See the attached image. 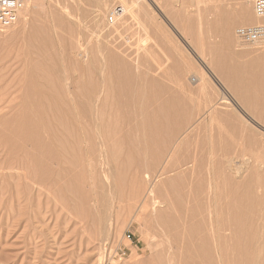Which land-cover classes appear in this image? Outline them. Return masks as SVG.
Listing matches in <instances>:
<instances>
[{"label": "rangeland", "instance_id": "rangeland-1", "mask_svg": "<svg viewBox=\"0 0 264 264\" xmlns=\"http://www.w3.org/2000/svg\"><path fill=\"white\" fill-rule=\"evenodd\" d=\"M251 1L41 0L0 30V264H210L228 220L223 264H264V49L220 29Z\"/></svg>", "mask_w": 264, "mask_h": 264}, {"label": "bare ground", "instance_id": "bare-ground-1", "mask_svg": "<svg viewBox=\"0 0 264 264\" xmlns=\"http://www.w3.org/2000/svg\"><path fill=\"white\" fill-rule=\"evenodd\" d=\"M131 2V1H130ZM40 3H41V0H27L26 1V4H25V6H24V8H23V10H21L20 11V17H21V13H23L24 15H30V16H32L33 15V13H34V11H36V9H38L39 8V6H40ZM136 3H139V1L138 2H136ZM136 3H133L131 6H130V8L129 9H132V8H135L136 7V5H138V4H136ZM142 3V2H141ZM251 3H253L254 4V2H252L251 1ZM107 5H108V3H106ZM131 4V3H130ZM107 5H105V7L107 6ZM141 6H143V5H141ZM102 7V6H101ZM121 8H122V10H123V13L121 14V16H118L117 18H116V22H115V24L118 22V20L119 19H121L123 16H126V14L128 13V8L127 7H124V6H120ZM142 8V7H141ZM100 9V8H99ZM102 9V8H101ZM100 9V11H102ZM104 9V8H103ZM215 9H217V8H215ZM137 10V9H136ZM99 11V10H98ZM99 11V12H100ZM105 11H106V9H105ZM105 11H102V12H104L105 13ZM113 12V11H112ZM133 12V11H132ZM22 14V15H23ZM91 14V13H90ZM93 14V13H92ZM102 14V13H101ZM134 14H136V13H134ZM141 14V13H140ZM100 15V14H99ZM105 15V14H104ZM138 15V14H137ZM234 19H233V21H231V22H229V23H227V24H225L224 23V27L222 28L221 26H220V29H223V32L222 31H219L220 33L222 32L223 33V35L225 36V40H226V42H227V46H229V47H232V45H233V43L235 42V41H239V43H240V45L242 46V47H244V48H247V49H249V48H255V49H264V46L262 45V46H250V45H244V44H242L241 42H240V40L237 38V36H236V31H235V35L233 34V24H235V23H240V24H243V25H247V24H252L253 22H255V21H262V20H264V19H260V18H258L257 16H256V14H255V11L251 8V7H247V6H245V5H243V4H241L240 6H238L236 9H235V13H234ZM97 19H99V17L100 16H95ZM104 17V16H103ZM22 18H24V17H22ZM94 18V17H93ZM96 18H94V19H96ZM26 19V20H25ZM24 20L26 21V25H27V23H28V21H29V18L27 17V18H25ZM221 19V18H220ZM102 21V20H101ZM100 22V21H99ZM222 22V21H221ZM102 23V22H101ZM258 23V22H257ZM114 24V25H115ZM222 26H223V23H222ZM15 27V26H14ZM237 29V28H236ZM218 30H219V28H218ZM221 33V34H222ZM218 35H220V34H218ZM221 36V35H220ZM219 36V37H220ZM211 37H213V36H211ZM218 38V37H217ZM237 39V40H236ZM199 40V41H198ZM198 45H202V41H200V38H198ZM221 40V39H220ZM222 41V40H221ZM223 44H224V42H223ZM223 47H225V46H223ZM188 64V63H187ZM186 64V65H187ZM188 67H189V65H187ZM188 67H186L187 69H185L186 70V72H185V74L187 75V74H189L191 71H193V72H195L196 73V79H195V81H194V83H196V87H197V89L200 91V92H202V91H204L205 89L207 90V88L209 87V86H211L212 85V82H211V79L210 78H208L209 76H207V74L204 72H198V70L197 69H194V68H191V65H190V67L188 68ZM193 67V66H192ZM195 70V71H194ZM240 93H238V95H239ZM241 96H243V95H241ZM225 99V98H224ZM241 100L243 99L242 97L240 98ZM244 99H245V97H244ZM246 100V99H245ZM242 101H244V100H242ZM224 102H226V101H224ZM214 107V105L212 106V108ZM255 109H257V108H253V110H255ZM215 111H212L211 112V114H213ZM191 127H189L187 130H185L184 131V133L186 132H188V130L190 129ZM230 161H228V163H229ZM264 164V162H261L260 164H259V166L261 167L262 165ZM245 166L247 167V163H245ZM165 173H163V175H164ZM167 175V174H166ZM162 176V175H161ZM147 193V192H146ZM146 195V194H145ZM254 223L256 224V226H257V228H256V231H257V234L258 235H260V229H263V227H264V210L262 209V208H260L257 212H256V215H254ZM231 225H232V223L228 220V221H226V222H224L223 223V225H222V227H221V230H219V228H217V231L216 230H213V232H212V241H211V243L209 244V247L207 248L208 250V254H209V263L210 264H213V263H216L217 264V262L219 263V264H223L224 263V260H226V259H228L229 258V260L231 261V258H230V250H229V246L231 245V236H230V233H231ZM234 227H235V229L237 230V229H239L240 227H241V223L239 222V221H237V222H235L234 223V225H233ZM226 250L227 249V254L225 255V256H223V250ZM229 254V255H228ZM259 259H260V255L257 257V258H255V260H253L254 261V264H258V262H259Z\"/></svg>", "mask_w": 264, "mask_h": 264}, {"label": "built area", "instance_id": "built-area-1", "mask_svg": "<svg viewBox=\"0 0 264 264\" xmlns=\"http://www.w3.org/2000/svg\"><path fill=\"white\" fill-rule=\"evenodd\" d=\"M27 0H0V30L5 31L16 26L20 21V11ZM254 11L258 18L264 19V0H255ZM123 10L116 7L108 17V23L114 25L116 18ZM236 36L244 45L264 46V23L253 26L239 27Z\"/></svg>", "mask_w": 264, "mask_h": 264}]
</instances>
